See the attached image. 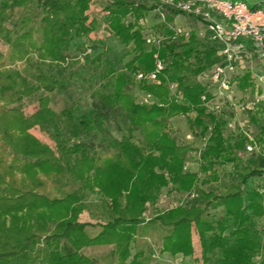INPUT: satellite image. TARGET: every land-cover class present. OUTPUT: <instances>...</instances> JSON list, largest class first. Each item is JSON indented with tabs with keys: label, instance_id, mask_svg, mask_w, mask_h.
Listing matches in <instances>:
<instances>
[{
	"label": "trees",
	"instance_id": "1",
	"mask_svg": "<svg viewBox=\"0 0 264 264\" xmlns=\"http://www.w3.org/2000/svg\"><path fill=\"white\" fill-rule=\"evenodd\" d=\"M148 1L107 0L104 5L108 31L125 51L111 62L104 58L105 48L88 63L98 68L100 102L119 110L125 123L120 139L107 142L114 155L100 160L80 138L98 132L99 117H76L73 108L55 112L49 106V94L66 90L69 80L58 66L67 63L74 40L86 38L98 25L88 15L91 0H0L5 46L0 51V264H147L140 239L150 230H160L162 254L191 258L194 231L201 264H264V226L259 225L264 185L249 182L264 178V154L256 155L255 166L243 162L248 145L264 146V126L251 141L244 132L228 133L223 113L207 111L200 99L206 87L197 77L218 61L215 47L204 46L194 33L172 39L165 23H159L156 32L165 39L153 49L143 36L145 26L138 25L154 9ZM166 13L167 23L180 14L170 8ZM154 54L164 68L158 83L138 82V89L154 99L141 104L118 66L128 58L124 70L147 74L155 69ZM18 63L22 70L12 68ZM172 83L180 100L170 95ZM233 83L240 91L254 90L249 70ZM42 92L37 109L23 114V99ZM191 113L190 128L205 139L196 159L198 172L185 168L191 146L179 144L167 129L170 119ZM35 128L49 135L54 150L32 135ZM229 164L239 173L232 192L204 191L201 205L157 207L163 189L183 197L199 182L217 181L216 169ZM58 183L71 191L51 197L49 187ZM93 195L99 197L96 202L90 201ZM147 204L153 215L146 221ZM85 211L99 221L94 236L87 230L93 224L79 220ZM106 245L112 250L102 262L84 253Z\"/></svg>",
	"mask_w": 264,
	"mask_h": 264
},
{
	"label": "rangeland",
	"instance_id": "2",
	"mask_svg": "<svg viewBox=\"0 0 264 264\" xmlns=\"http://www.w3.org/2000/svg\"><path fill=\"white\" fill-rule=\"evenodd\" d=\"M107 0H91V6L88 11L89 17L94 18L98 25L92 33L86 38L81 40L75 39V47H72L71 52L68 55L67 63L58 66L69 80L67 88L64 91H55L49 94L50 108L59 112L64 107H70L74 109V116L80 117L82 115H96L99 117V130L95 134L89 136L81 135V140L88 145L91 152L99 157L100 160L112 157L115 150L107 146V142L110 140H119L123 134V126L125 118L121 112L117 109L110 110L104 107L99 100V96L102 94V88L100 87V79L97 78L98 68L97 65L89 64L88 62L94 60L99 56L105 48L109 52L104 56L107 61L117 62L122 58L124 54V47L117 43V41L110 35L107 28V14L104 10V5ZM134 3L147 2L148 0H130ZM247 3L255 2L256 0H242ZM158 15L152 10L147 16L140 20L144 22L146 29L143 30V36L152 29L156 34V26L159 24ZM138 23V25L140 24ZM176 26H181L189 29L191 33H194L198 40L204 46H210L204 39L198 37V32L201 30L199 22L192 17L179 14L174 17L172 23ZM77 47V48H76ZM155 49V48H153ZM0 51H5V46L0 42ZM87 56L88 60H84ZM128 58L123 59L118 66V70L122 71L128 79V90L130 94L139 102L142 100L145 93L138 89V82L136 75L126 71L122 68L123 64L127 62ZM23 64L18 63L12 68L16 70H22ZM246 70H249L254 82V90L240 91L235 87V84L231 88L232 101L229 106L227 103L220 106V112L223 113L227 120V132L237 134L238 132L246 133L249 140H253L257 135L260 127L264 126V100L257 102L255 96V87L259 88V93H264V68L261 67L259 60L255 57L247 59L242 63V67L238 66L235 70L234 77L241 75ZM156 84V83H155ZM170 85V84H169ZM168 85V88H169ZM176 85V84H175ZM44 95V92L35 96L24 98L20 104V109L25 115L32 114L37 109V99ZM170 95L171 92H170ZM193 114L186 116H177L168 121V132L174 137L179 144H189L191 151L187 155L185 168L188 171L198 172V163L196 161L198 152L204 147L205 139L197 134H194L190 128L189 120ZM255 119L256 121L254 122ZM40 142L45 144L50 149L54 150V144L48 134L41 133L37 128L31 130ZM254 142V141H253ZM246 153L243 156V162L245 165L255 166L257 164L255 157L258 154H264V146L259 145L246 147ZM217 181L210 182L206 185L197 184L190 194L183 197H179L172 193H167V189H163L161 195L158 197L157 207L162 210H167L177 205H184L189 207L192 205H201L203 203L202 193L208 191H214L219 193L232 192L235 186L239 184V173L230 164L218 167L216 169ZM200 181L202 175L199 174ZM250 185L254 187H260L264 185V178H253L250 181ZM71 191L70 186H62L61 184L50 185L49 194L51 197H60L64 193ZM98 195H93L90 198L91 202L98 200ZM218 211H211V213H217ZM153 215V208L151 205H146V211L143 214V218L147 221ZM264 218V217H262ZM80 222H88L93 224V228L87 229L90 236L97 234L100 229L97 227L99 221L96 220L94 212L85 211L79 217ZM262 226V225H260ZM160 230H150L140 242L144 245L146 250V256L148 258L147 264H184L193 263L201 264L200 262V246L196 233L192 234V246L193 256L191 258L183 257L182 255L170 256L168 254H162L160 249ZM112 250L111 245L106 246H94L88 247L84 250V253L90 258L101 261L108 258L109 252ZM133 253V250L131 251ZM102 262V261H101ZM107 264V263H105Z\"/></svg>",
	"mask_w": 264,
	"mask_h": 264
},
{
	"label": "built area",
	"instance_id": "3",
	"mask_svg": "<svg viewBox=\"0 0 264 264\" xmlns=\"http://www.w3.org/2000/svg\"><path fill=\"white\" fill-rule=\"evenodd\" d=\"M154 5L153 11L158 15V22L172 32V39L182 37L187 39L191 31L181 26L165 22L167 8L178 11L180 14L195 18L201 30L198 37L207 44L215 47L218 61L204 70L197 77V81L206 87L201 95L202 105L208 112L220 115V106L231 105V88L238 66L242 67L247 59L255 57L264 68V0L247 3L242 0H150ZM140 24L144 26V22ZM146 43L158 50L160 43L165 39L159 33L149 30L144 36ZM155 69L153 72L135 74L136 80H146L158 83V74L163 70L164 63L154 54ZM253 75V74H252ZM169 91L177 99L181 94L175 84L169 85ZM257 102L264 100V93H259L255 87ZM154 102L151 95L145 94L141 104L150 105ZM264 226V218L259 220Z\"/></svg>",
	"mask_w": 264,
	"mask_h": 264
}]
</instances>
